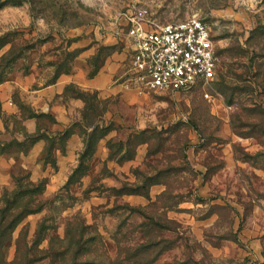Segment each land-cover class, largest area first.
<instances>
[{"label": "rangeland", "instance_id": "1", "mask_svg": "<svg viewBox=\"0 0 264 264\" xmlns=\"http://www.w3.org/2000/svg\"><path fill=\"white\" fill-rule=\"evenodd\" d=\"M138 6L160 23L206 19L215 78L138 83L121 16ZM99 73L107 94L84 84ZM0 76V206L17 176L45 180L0 264H50L51 245L80 236L76 264L138 243L145 264H264V0H0ZM40 135L43 149L26 150Z\"/></svg>", "mask_w": 264, "mask_h": 264}, {"label": "built area", "instance_id": "2", "mask_svg": "<svg viewBox=\"0 0 264 264\" xmlns=\"http://www.w3.org/2000/svg\"><path fill=\"white\" fill-rule=\"evenodd\" d=\"M121 16L138 83L178 91L215 78L220 58L211 27L203 17L160 23L152 19L146 6L128 8Z\"/></svg>", "mask_w": 264, "mask_h": 264}, {"label": "trees", "instance_id": "3", "mask_svg": "<svg viewBox=\"0 0 264 264\" xmlns=\"http://www.w3.org/2000/svg\"><path fill=\"white\" fill-rule=\"evenodd\" d=\"M4 78V76H0V81ZM60 135L62 136L61 139L64 140L65 137L67 138L68 133L60 132ZM40 138H44V136L40 135L32 138L26 147V150H28ZM93 144L94 141L91 140L88 144V151L92 148ZM53 147L54 144L51 142L50 146L47 148L46 161L55 164V159L50 156ZM87 153L82 156L81 161L87 157ZM16 181L17 185L15 189L12 192L5 193L3 205L0 206V250L4 245L5 237L9 238L18 223L29 213L42 208V204L38 199V194L43 191L45 180L41 179L39 182H35L30 180L28 176H17ZM151 224L155 226L154 221H152ZM43 225H45V221L41 222L37 236L41 234L42 230L40 227L43 229ZM149 225L150 223H143L140 226L147 227ZM41 239L42 237L39 236L38 239L33 242V249L36 248L37 244H39V240ZM87 241L88 240L84 239L83 236H80L75 239L70 238L66 241V244L63 243L59 246L51 245V250L49 251L51 254L50 264H54L58 256H61L62 264H76V258L79 257V254H81L80 249L86 245ZM147 247L150 248L149 245L147 246L143 243H138L133 247L124 248V251L121 250L115 260H101L99 261V264H145Z\"/></svg>", "mask_w": 264, "mask_h": 264}, {"label": "crops", "instance_id": "4", "mask_svg": "<svg viewBox=\"0 0 264 264\" xmlns=\"http://www.w3.org/2000/svg\"><path fill=\"white\" fill-rule=\"evenodd\" d=\"M105 73H99L95 75V77H89L84 80V84L88 88H99L103 89V94L109 93L108 89L110 87H107V83L105 82ZM71 79H68L67 77L61 78L59 81L55 82L54 84L50 85V87H47V90L51 93H60L64 90L65 86ZM30 131H35L36 130V123H26ZM35 147L39 149V152L43 149L44 142L43 141H36L35 142ZM70 154L71 152H66L65 155L62 156V163L64 165V168H66L70 162Z\"/></svg>", "mask_w": 264, "mask_h": 264}]
</instances>
